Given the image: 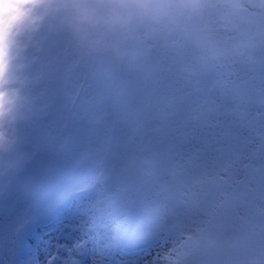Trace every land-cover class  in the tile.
Segmentation results:
<instances>
[{"label":"rangeland","instance_id":"1","mask_svg":"<svg viewBox=\"0 0 264 264\" xmlns=\"http://www.w3.org/2000/svg\"><path fill=\"white\" fill-rule=\"evenodd\" d=\"M151 2L162 7L143 26L111 38L80 42L45 19L16 41L30 83L5 128L17 142L0 154V264H166L183 250L179 190L166 189L215 133L185 124L187 111L167 121L137 112L189 65L211 68L207 81L258 70L264 0Z\"/></svg>","mask_w":264,"mask_h":264},{"label":"snow or ice","instance_id":"2","mask_svg":"<svg viewBox=\"0 0 264 264\" xmlns=\"http://www.w3.org/2000/svg\"><path fill=\"white\" fill-rule=\"evenodd\" d=\"M16 48L11 33L0 42V154L17 142L5 128L16 123L30 83ZM210 69L187 66L179 86L168 95L154 91L137 112L144 118L153 110L151 118L167 121L187 111L185 124L215 133L172 171L166 190H179L172 227L183 231V250L169 264H264V64L207 81Z\"/></svg>","mask_w":264,"mask_h":264},{"label":"clouds","instance_id":"3","mask_svg":"<svg viewBox=\"0 0 264 264\" xmlns=\"http://www.w3.org/2000/svg\"><path fill=\"white\" fill-rule=\"evenodd\" d=\"M161 7L151 0H0V42L9 33L20 40L45 19L80 42H96L137 30Z\"/></svg>","mask_w":264,"mask_h":264},{"label":"bare ground","instance_id":"4","mask_svg":"<svg viewBox=\"0 0 264 264\" xmlns=\"http://www.w3.org/2000/svg\"><path fill=\"white\" fill-rule=\"evenodd\" d=\"M25 150L23 149L22 150V152H24ZM168 243V242H167ZM168 244H170V243H168ZM166 245V244H165ZM167 246V245H166ZM165 246V247H166ZM89 248H92L93 247V245H89L88 246ZM156 251L157 250H159V251H165V249L166 248H164V249H161V246H158V247H156V248H154ZM168 249V248H167ZM95 251H96V256H95V258H96V260H100V257L103 255V252L105 251L102 247H100V249H94ZM151 255H155V253H152V254H149L148 252L147 253H144V254H142L141 255V260L142 261H144L145 263L146 262H148V259L150 258V256ZM102 258V257H101ZM127 261V262H125L124 264H133L134 262L130 259V258H128V259H124V261ZM132 261V262H131ZM137 261V260H136ZM165 261H166V264H169V259L168 258H165ZM150 264H153V263H150ZM162 264V263H161Z\"/></svg>","mask_w":264,"mask_h":264}]
</instances>
